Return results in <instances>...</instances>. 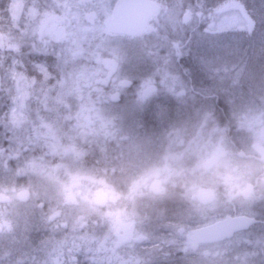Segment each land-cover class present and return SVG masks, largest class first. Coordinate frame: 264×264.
<instances>
[{
	"label": "clouds",
	"instance_id": "9594fccd",
	"mask_svg": "<svg viewBox=\"0 0 264 264\" xmlns=\"http://www.w3.org/2000/svg\"><path fill=\"white\" fill-rule=\"evenodd\" d=\"M211 10L209 6L201 9L195 0H161L158 12L146 21V30L155 44L147 51L139 47L129 50L113 73L117 83L127 81V85L112 91L110 105L120 112H142L165 92L174 100L182 99L184 109H204L210 114L211 102L227 96L238 129L247 132L240 128V117L256 104L264 107V0L229 4L227 13L233 24L226 31H217L208 22L214 14ZM86 11H80L77 17L54 0H40L30 8L28 27L17 29L16 39L2 47L0 115L6 125L17 106V77L21 70L33 81L34 90H56L66 74L63 57L58 54L63 45H57L42 31L43 21L52 13H59L70 24H75L77 18L87 23L92 13ZM105 39L101 33L93 43ZM162 69L175 79L165 81ZM146 81L153 83L155 92L141 107L138 101ZM173 86L174 92L168 91ZM69 104L72 105L71 100ZM74 111V105L64 110L62 123L70 139H82L72 118ZM210 126L219 131L204 139L201 151H188L187 143L178 145L176 151L185 153L182 161H171L162 153L155 164L150 161L135 169L132 165L139 157L129 151L131 138L124 134L106 138L97 146L99 156L92 169L105 183L97 182L94 189L107 184L115 189L118 200L90 209L89 227L100 223L102 232L118 239L109 215L114 207L128 209L125 217L133 235L145 221L179 225L205 216L216 217L230 228L217 238L215 247L221 251L215 258L207 259L200 253L193 258L187 250L181 254L178 248L154 255L150 264H242L238 259L241 255L246 257L243 264H264V140L259 146L251 137L247 143H240L228 137L218 122L213 121ZM13 178L17 179L15 174ZM24 179L27 203L35 205L41 214H45L53 197L63 200V194L55 188L29 183L30 177ZM78 201L79 206L89 208L90 202L95 201L94 192L86 190ZM241 210L249 218L247 221L239 219ZM229 211L231 215H226ZM74 226L69 220L65 231ZM18 230L17 225H9L0 233V264H19L21 256L31 254L29 249L36 253L35 264H49L46 248L17 243ZM257 241L261 242L258 248ZM72 264L84 262L73 258Z\"/></svg>",
	"mask_w": 264,
	"mask_h": 264
},
{
	"label": "flooded vegetation",
	"instance_id": "af4514ba",
	"mask_svg": "<svg viewBox=\"0 0 264 264\" xmlns=\"http://www.w3.org/2000/svg\"><path fill=\"white\" fill-rule=\"evenodd\" d=\"M154 1L161 4L157 0ZM195 2L197 3V0ZM154 44L155 42H151L148 45L154 46ZM59 50L60 48L58 52ZM117 67L113 71L109 70L110 72L103 78L108 81L107 84L101 83L104 90L92 96L96 99L101 97V100L105 102L104 105L96 106L99 113L102 109L105 111L103 120L94 116L98 125L92 122L84 125L77 124L80 121V114H84L83 111L87 107L82 106L70 96L65 98L62 107L52 106L50 101H44L49 106L43 109L40 106L43 99H39V104L37 103L39 106L32 105L35 109V118H37V114L40 115L44 122L51 126V133L59 135L67 148L75 144V149L85 147L87 153L79 154L76 149L77 151L72 153L74 160L67 161L62 174L55 175L48 169H43L41 175L37 176L50 177L49 183L36 176L30 177L29 183L40 182L56 190L59 186L63 187L57 190L63 194V200L53 197L50 206L45 208V214H41L35 205L27 203L24 191V187L27 185L24 178L29 177V174L25 169V154H17L15 160L10 161L5 169L0 170V233L6 226L17 225L19 228L15 235L17 243L24 246L32 244L46 248L50 254L49 264H72L73 258L83 261L84 264H150L154 255H158L162 251L175 252L178 248L181 250V254H183V250H187L193 258L197 253L207 259L215 258L221 251L215 247L216 240L230 228L229 224L222 223L216 217L205 216L196 222L179 225L167 221L163 223L145 221L133 235L125 217L128 209L114 207L109 211V215L113 217V223L119 234L118 239L113 240L110 233L102 232L100 223L89 227L90 209L94 210L95 208L91 206V202L89 208L79 206L78 197L86 190L93 191L95 194L99 189H94L96 183L83 178L88 175L94 178L95 182L98 181L99 178L92 170L99 156L97 146L108 137L124 134L131 138L128 146L129 151L139 157L132 165V168L135 169V167L145 165L150 161L155 164L162 153H166V159L170 160L171 157H175L176 159L172 158L173 161H182L181 159L185 155L176 151L177 143L180 142V145L187 143V148L193 146L192 152H196L197 145L203 143L206 137H211L219 131V129H213L210 126L213 121L218 122L220 129H223L231 139L247 143L251 137L257 141L258 146L259 142L264 140L259 136V130L263 128L262 125L241 122L240 128H246L247 132L239 130L237 119L231 115L232 111H229L231 107H227L228 105L224 103L225 100L229 101L227 96H221L211 102L213 111L210 114L204 109L199 112L195 108L184 109L181 107V104L184 103L182 99L174 100L165 92H162L159 99L148 105L142 112H120L110 105L112 91L127 85V81L116 82L113 73L116 72ZM199 82L197 81V83ZM150 86H153V83L147 85L140 94L138 104L141 107L154 93L144 97L145 91ZM168 91L174 92V89ZM82 92L83 95L91 93L90 90H82ZM40 93L45 92L40 91ZM70 100L75 106L72 118L77 124V132L82 139H70L62 123L64 110L72 106L69 104ZM225 125H227L226 129ZM14 174L17 179L13 178ZM55 179L58 182L54 185L53 180ZM110 193L109 197L102 199V203L97 202V204L117 202L115 189L111 187ZM137 207H140V204ZM226 215H231V212L229 211ZM48 217L53 219L50 220ZM238 217L241 221L249 219L242 210ZM69 220H72L75 226L65 231ZM203 229L205 231L202 232ZM244 239L246 241L247 237ZM260 246L261 242L257 241L255 247ZM54 251H56V255ZM29 252L31 254L19 258V264H35L36 253L31 249ZM238 259L243 264L246 257L241 255Z\"/></svg>",
	"mask_w": 264,
	"mask_h": 264
},
{
	"label": "rangeland",
	"instance_id": "374dc122",
	"mask_svg": "<svg viewBox=\"0 0 264 264\" xmlns=\"http://www.w3.org/2000/svg\"><path fill=\"white\" fill-rule=\"evenodd\" d=\"M0 1L3 2V6L0 9V50H2L5 44L16 39L17 29L21 27L26 29L28 27L30 8L38 4L40 0ZM157 1L161 3V0ZM54 2L66 6L67 10L74 12L77 17L80 11L87 10L86 14L87 12L92 13L90 22L87 23L81 22L77 18L75 24H70L68 18L59 13H52L42 23V31L57 45H63L58 54L66 60V64H64L67 70L66 74L60 80L56 90L52 88L34 90L33 81L21 70L17 77V87L19 89L18 102L15 111L10 114V122L6 125L3 116L0 115V170L5 169L10 161L15 160V157L18 156L17 154H25V169L28 171L29 177L36 176L46 180L48 183L51 180L50 177L37 176L41 175L43 169H48L49 172L55 175L62 174L67 161L74 160L72 156L74 151L78 150L77 152L82 155L87 153V151L84 149L85 147H78L76 150L75 144L67 148V145L63 144L59 135L51 133V126L46 124L47 122H44L40 115L37 114V118H35V109L32 105H37L39 99H43V102L50 101L49 103L52 106L62 107L64 106L63 101L65 98L70 96L79 104H82V106L87 107L83 111L84 114H80V121L77 124L84 125L85 123L92 122L98 125V121L94 120V116L97 119L103 120L105 111L102 109L99 113L96 106L104 105L105 102L101 100V97H97V99L92 97L97 92L100 93L104 90V86L101 83H96V81L105 78L112 71V68L119 67L124 62L130 49L139 47L147 51L153 48V46L148 44L155 42L154 39L149 37L147 30L144 34L133 38L126 37V35L114 36L110 34L104 25L105 21L114 15L118 0H54ZM182 2L183 0H177V3ZM221 2L222 0H215V2H212V6ZM223 2L235 4L239 0H223ZM5 22L8 23L7 28H5ZM208 22L211 23V20ZM101 33L106 39L94 44L95 36ZM83 54H85L84 58L87 54V61H91L90 64L85 62V60L81 61ZM161 74L165 77V81L175 79L163 69ZM197 81H199V78H197ZM150 83L152 82L146 81L144 88L147 85L149 86ZM83 88L88 89V91L90 90L91 93L83 95ZM169 89H174V86ZM40 91H44L45 93L42 94ZM54 91L56 93H53ZM43 102L40 103V106L43 109L48 108L49 105ZM224 103L228 105L227 107H231L229 111H232L231 115L235 117L233 105L227 100ZM240 119L245 124L255 123L256 125H262L263 128H260L259 136L264 138V107L256 104L248 108ZM210 133L212 134V131ZM178 145H180V142L177 143ZM202 146L203 143L197 145L195 147L196 152L201 151ZM193 148V146H190L187 150L192 151ZM172 158H170L171 161L175 157ZM56 171L58 172L56 173ZM83 179L94 183H105L99 179L95 182L94 178L88 175H85ZM53 182L55 185L58 180L55 179ZM61 188L63 187L59 186L57 190ZM110 190L111 186L107 184H105V187L97 190V193L94 194L95 201L91 202V206L95 208L97 202L102 203V199L110 196ZM54 252L56 255V251Z\"/></svg>",
	"mask_w": 264,
	"mask_h": 264
},
{
	"label": "water",
	"instance_id": "95a60500",
	"mask_svg": "<svg viewBox=\"0 0 264 264\" xmlns=\"http://www.w3.org/2000/svg\"><path fill=\"white\" fill-rule=\"evenodd\" d=\"M159 6L152 0H119L118 7L113 17L106 22V26L114 35L136 36L144 32L146 21L158 12ZM96 82L108 83L107 79H99ZM153 92H155L154 85L145 91L144 97H148Z\"/></svg>",
	"mask_w": 264,
	"mask_h": 264
},
{
	"label": "snow or ice",
	"instance_id": "6c2138e0",
	"mask_svg": "<svg viewBox=\"0 0 264 264\" xmlns=\"http://www.w3.org/2000/svg\"><path fill=\"white\" fill-rule=\"evenodd\" d=\"M198 6L203 9L206 7L205 4L200 3ZM229 4L226 2L218 3L212 7V12L214 13L211 17V24L213 28L217 31H226L228 30L233 24V18L228 15L227 8Z\"/></svg>",
	"mask_w": 264,
	"mask_h": 264
},
{
	"label": "trees",
	"instance_id": "16d2710c",
	"mask_svg": "<svg viewBox=\"0 0 264 264\" xmlns=\"http://www.w3.org/2000/svg\"><path fill=\"white\" fill-rule=\"evenodd\" d=\"M212 2H215V0H197L198 4L203 3V4H205L206 6H209V7H213L212 6ZM2 6H3V2L0 1V9H1ZM84 55L85 54L82 55V58H81L82 60L81 61L85 60V62H88L87 61V54H86L85 58H84ZM63 63L66 64V60L65 59H63ZM90 63H91V61L88 62V64H90ZM86 88H88V87H86ZM86 88H83L82 90H87L88 91L89 88L88 89H86Z\"/></svg>",
	"mask_w": 264,
	"mask_h": 264
}]
</instances>
